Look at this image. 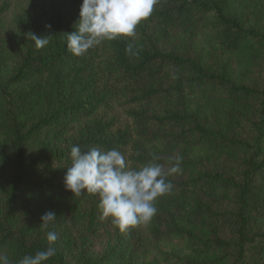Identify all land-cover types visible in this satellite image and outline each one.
<instances>
[{
	"label": "trees",
	"instance_id": "1",
	"mask_svg": "<svg viewBox=\"0 0 264 264\" xmlns=\"http://www.w3.org/2000/svg\"><path fill=\"white\" fill-rule=\"evenodd\" d=\"M20 1L22 23L0 30V254L16 264L55 231L44 264H264V0H157L135 37L82 56L66 46L82 0ZM73 145L182 172L121 232L98 195L66 189Z\"/></svg>",
	"mask_w": 264,
	"mask_h": 264
},
{
	"label": "clouds",
	"instance_id": "2",
	"mask_svg": "<svg viewBox=\"0 0 264 264\" xmlns=\"http://www.w3.org/2000/svg\"><path fill=\"white\" fill-rule=\"evenodd\" d=\"M157 0H82L79 20L75 31L67 33V51L82 56L104 40L118 37H135L140 22L151 16ZM35 46L43 48L49 43L48 36L31 33ZM133 44L125 51L138 56ZM71 165L65 175V187L74 195L86 191L99 196L101 218H111L121 232H127L140 224L148 223L157 213L155 201L173 190L168 177L182 172V158L170 157L168 167L154 156L142 167L130 168L125 155L119 149L102 151L91 147L82 151L73 145L70 151ZM55 213L49 211L41 217V228L47 229L55 221ZM49 247L32 255H24L16 264H44L56 254L52 245L58 240L55 231H47ZM0 264H11L6 255L0 254Z\"/></svg>",
	"mask_w": 264,
	"mask_h": 264
},
{
	"label": "rangeland",
	"instance_id": "3",
	"mask_svg": "<svg viewBox=\"0 0 264 264\" xmlns=\"http://www.w3.org/2000/svg\"><path fill=\"white\" fill-rule=\"evenodd\" d=\"M12 2L14 6L11 12L8 15H5L2 19L1 22L4 23L3 26H1V32L3 35L10 36L12 30L16 28V23L20 21L22 23V19L26 16L25 10L26 6L20 0H9ZM22 30H24V26L22 27ZM10 41H12L15 44H19L13 35L9 37Z\"/></svg>",
	"mask_w": 264,
	"mask_h": 264
}]
</instances>
